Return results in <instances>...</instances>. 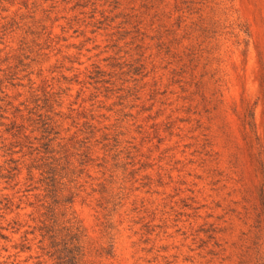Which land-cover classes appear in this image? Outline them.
<instances>
[{
  "label": "rangeland",
  "instance_id": "374dc122",
  "mask_svg": "<svg viewBox=\"0 0 264 264\" xmlns=\"http://www.w3.org/2000/svg\"><path fill=\"white\" fill-rule=\"evenodd\" d=\"M73 223L82 264H264V0H0V264Z\"/></svg>",
  "mask_w": 264,
  "mask_h": 264
},
{
  "label": "trees",
  "instance_id": "16d2710c",
  "mask_svg": "<svg viewBox=\"0 0 264 264\" xmlns=\"http://www.w3.org/2000/svg\"><path fill=\"white\" fill-rule=\"evenodd\" d=\"M71 222V221H70ZM72 230H75V233L71 237V240L74 242L73 245L68 248L66 243L63 244V247L60 242H54L53 247H55L54 255L56 256V264H82L83 258L85 256L84 246L82 244V229L80 226H76L74 223L71 225ZM70 229V228H69ZM46 232L50 234L51 238H56V233L53 226L47 228Z\"/></svg>",
  "mask_w": 264,
  "mask_h": 264
}]
</instances>
